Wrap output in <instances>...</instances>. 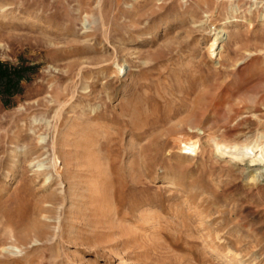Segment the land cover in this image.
Masks as SVG:
<instances>
[{
	"label": "rangeland",
	"instance_id": "1",
	"mask_svg": "<svg viewBox=\"0 0 264 264\" xmlns=\"http://www.w3.org/2000/svg\"><path fill=\"white\" fill-rule=\"evenodd\" d=\"M0 60V264H264V174L206 136L264 131V0H0Z\"/></svg>",
	"mask_w": 264,
	"mask_h": 264
},
{
	"label": "bare ground",
	"instance_id": "2",
	"mask_svg": "<svg viewBox=\"0 0 264 264\" xmlns=\"http://www.w3.org/2000/svg\"><path fill=\"white\" fill-rule=\"evenodd\" d=\"M256 3H260L256 1ZM5 8V5L2 6ZM226 33L225 28L215 30L214 36L208 46L210 53H214L221 42L223 41V35ZM207 141L212 150L220 157L228 156L231 162H245L255 164L258 167L255 173L250 176V181L255 180L258 177V173L264 174V131L261 133H255L251 137L243 139H226L225 137L213 133H207ZM189 145L194 148L196 140L189 139Z\"/></svg>",
	"mask_w": 264,
	"mask_h": 264
},
{
	"label": "trees",
	"instance_id": "3",
	"mask_svg": "<svg viewBox=\"0 0 264 264\" xmlns=\"http://www.w3.org/2000/svg\"><path fill=\"white\" fill-rule=\"evenodd\" d=\"M26 68L14 67L0 60V93L3 96L12 95L18 90L20 81L25 77Z\"/></svg>",
	"mask_w": 264,
	"mask_h": 264
}]
</instances>
